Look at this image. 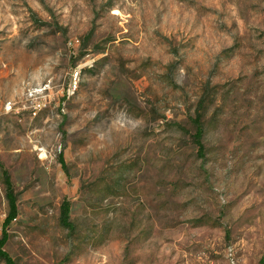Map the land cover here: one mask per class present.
I'll return each mask as SVG.
<instances>
[{"label": "rangeland", "instance_id": "374dc122", "mask_svg": "<svg viewBox=\"0 0 264 264\" xmlns=\"http://www.w3.org/2000/svg\"><path fill=\"white\" fill-rule=\"evenodd\" d=\"M10 192L11 264H264V0H0Z\"/></svg>", "mask_w": 264, "mask_h": 264}, {"label": "trees", "instance_id": "16d2710c", "mask_svg": "<svg viewBox=\"0 0 264 264\" xmlns=\"http://www.w3.org/2000/svg\"><path fill=\"white\" fill-rule=\"evenodd\" d=\"M11 187H10V183L8 182V190H10ZM8 201H9V208H10V211H9V215L7 217V219L5 220V223H4V239H1L0 240V257L7 263V264H11L12 261L9 257V255L4 251V246H5V243H6V229L7 227L11 224V222L16 218V215H17V206H16V200L13 196V194L10 192V194L8 195ZM68 215H69V209L68 207H63V210H62V220L64 222V224L67 222L68 220Z\"/></svg>", "mask_w": 264, "mask_h": 264}]
</instances>
